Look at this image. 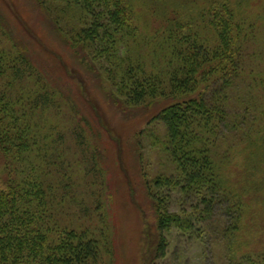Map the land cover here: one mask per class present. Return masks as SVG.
Listing matches in <instances>:
<instances>
[{
  "label": "trees",
  "instance_id": "obj_1",
  "mask_svg": "<svg viewBox=\"0 0 264 264\" xmlns=\"http://www.w3.org/2000/svg\"><path fill=\"white\" fill-rule=\"evenodd\" d=\"M139 1L144 0H60L50 16L56 33L83 64L98 71L103 88L109 84L108 102L124 112L158 105L153 117L166 126L165 149L179 175L158 176L154 185L181 187L210 210L224 193L243 202L242 194L226 189L229 154L219 149L227 131L239 128L237 115L228 108L229 89L247 82L258 67L249 64L253 70L247 74L245 63L247 51L264 33V10L248 15L243 0H147L141 9L152 21L141 22ZM103 41L106 45L96 52L110 62L107 70L90 60L95 45ZM10 42L0 44V264H109L105 256L113 255L114 248L102 217L103 226L91 229L61 222V216L76 213L75 207L78 214L89 208L88 196L77 190L87 170L79 159L71 162L69 133L87 149V128L101 138L109 131L99 132L100 116L94 115L91 96H84L92 104H85L86 114L75 102L65 105L63 89L36 65L28 46ZM120 42L124 55L116 53ZM259 56L264 59V49ZM257 74L253 82L264 92L259 84L264 85V69ZM64 108L76 119L72 128L61 120ZM238 142L233 139V145ZM147 190L156 210V255L163 256V232L173 224L185 228L184 221L160 208L152 185Z\"/></svg>",
  "mask_w": 264,
  "mask_h": 264
},
{
  "label": "rangeland",
  "instance_id": "obj_2",
  "mask_svg": "<svg viewBox=\"0 0 264 264\" xmlns=\"http://www.w3.org/2000/svg\"><path fill=\"white\" fill-rule=\"evenodd\" d=\"M145 1L137 4L141 22L152 21L141 9L149 4ZM42 2L0 0V44L11 45L10 40H15L27 45L36 65L63 89L68 97L65 105L75 102L86 114L85 104L89 107L92 104L84 96H91L96 106L93 107L94 115L100 116L99 132L104 128L109 131V135L101 138L98 131L96 134L95 129L92 132L87 128V149L85 144L78 146L69 133L67 142L71 162L79 159L87 170L88 176L77 190H84L89 208L88 212L78 214L75 207L73 212L76 213L69 217L61 216V222L91 229L103 226L99 222L102 217L114 248L113 255L105 256L109 264H264V92L258 91L254 76L258 77L257 72L264 69V59L259 56L264 49V33L253 42L254 48L247 51L250 58L247 57L245 68L248 74L253 70L249 64L258 66L254 75L250 74L247 82L242 81L229 89L228 108L231 114L237 115L239 128L227 131L219 149L220 154H229L225 167L226 189H232L239 196L242 194L243 202L238 195L224 193L216 203H212L210 210L201 198L186 195L181 187L154 185L158 176L176 178L179 175L165 149L166 126L153 117L158 105L124 112L108 102L106 89L109 84L105 83L104 89L97 76L98 71L83 64L79 55L54 30L50 15L55 13L60 0ZM184 10L186 7L181 9ZM252 10L263 11L264 0H243V11L248 14ZM186 13L184 11V15ZM149 26H144V30L149 31ZM6 31L10 32L8 36ZM101 45L106 43L95 45L90 60L98 69L107 70L110 62L96 52ZM115 47L117 55L126 53L123 43ZM78 80L82 83L79 81L78 84ZM66 110L64 108L61 120L72 128L76 119L70 115V108ZM75 116L79 119L76 110ZM243 126L246 129L249 126L250 131L248 129L242 139ZM233 139L240 142L233 145ZM229 145L234 148L231 152ZM255 153L259 156L255 157ZM1 158L0 152V167ZM147 182L152 185L160 208L180 214L184 221L185 228L173 224L163 232L167 242L163 256L156 255V210Z\"/></svg>",
  "mask_w": 264,
  "mask_h": 264
}]
</instances>
